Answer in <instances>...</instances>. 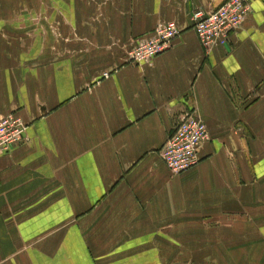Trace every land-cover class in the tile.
Listing matches in <instances>:
<instances>
[{"label":"crops","instance_id":"crops-1","mask_svg":"<svg viewBox=\"0 0 264 264\" xmlns=\"http://www.w3.org/2000/svg\"><path fill=\"white\" fill-rule=\"evenodd\" d=\"M223 1L0 0V117L27 126L0 154V264H264V0L206 55L190 14ZM191 106L208 140L172 175Z\"/></svg>","mask_w":264,"mask_h":264},{"label":"built area","instance_id":"built-area-1","mask_svg":"<svg viewBox=\"0 0 264 264\" xmlns=\"http://www.w3.org/2000/svg\"><path fill=\"white\" fill-rule=\"evenodd\" d=\"M253 0H224L211 10L197 9L190 14L192 28L206 55L223 46L231 34L240 30L251 13ZM179 30L173 21L157 25L148 34L136 38L126 57L135 65L151 64L154 57L169 49ZM27 126L18 117H0V154L24 142ZM208 140L205 121L194 107L181 112L176 127L159 149V157L172 175L179 174L199 160V150Z\"/></svg>","mask_w":264,"mask_h":264}]
</instances>
